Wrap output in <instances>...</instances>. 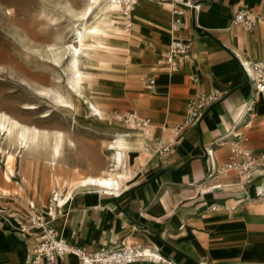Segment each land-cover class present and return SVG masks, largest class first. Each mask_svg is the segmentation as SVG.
<instances>
[{
    "label": "crops",
    "instance_id": "1",
    "mask_svg": "<svg viewBox=\"0 0 264 264\" xmlns=\"http://www.w3.org/2000/svg\"><path fill=\"white\" fill-rule=\"evenodd\" d=\"M138 2L146 25L135 27L127 46L139 82L154 80L153 91L142 88L140 103L148 121V150L140 149L142 137L133 134L130 150L137 156L133 171H125L133 176L119 195L100 193L88 199L75 192L61 209L47 202L46 211L40 212L46 183L59 187L50 169V180L44 172L28 204H36V217L75 247L150 246L164 261L156 264H264V170L250 181L235 172H216L230 158L234 134L246 136L245 146L254 153L264 150V93L250 113L243 112L253 88L240 67V61L264 58V0ZM237 11L252 14L253 29L233 24ZM186 40L191 47L180 57L178 70L170 73L166 55L173 42ZM212 91L222 94L219 101L178 136L174 126L181 123L187 104ZM249 120L251 126L244 127ZM139 126L134 132L142 130ZM22 204L0 208V264H27L36 244L39 231L28 228L31 217ZM21 226L27 231L21 232ZM52 264L78 262L66 255Z\"/></svg>",
    "mask_w": 264,
    "mask_h": 264
},
{
    "label": "rangeland",
    "instance_id": "2",
    "mask_svg": "<svg viewBox=\"0 0 264 264\" xmlns=\"http://www.w3.org/2000/svg\"><path fill=\"white\" fill-rule=\"evenodd\" d=\"M87 7L88 0H0V112L27 127L60 131L73 143L68 146L66 141L63 160L69 166L65 167L63 162L59 164L60 168L54 172L58 179L100 175L110 163L108 157L112 151L108 150V143L122 134L132 144L133 134L128 135L124 126L131 119L144 121L140 107L142 88L149 92L147 79L139 82L137 72L131 68L132 52L127 43L118 46L107 41L90 42L81 49L80 66L92 75V92L110 118L90 116L78 102H75V111H68L53 101L52 92L67 94L71 58L68 47L78 45L77 31L85 22L82 15ZM121 11L124 15L126 2L122 3ZM31 46L37 51H30ZM0 148L5 157L8 153L14 154L19 161L18 149L9 146L2 136ZM36 153V168L38 172L43 170L49 181L51 170L48 166L43 168L47 151L39 149ZM121 153L125 154L118 158L115 170L133 171L137 155L130 149ZM24 166L27 172L25 179H21L19 162L12 164L10 182L5 180L6 170L0 164V208H6V204L18 207L24 201L27 215L34 218L38 214L35 207H38L34 202L32 208L28 202L33 201L32 189L43 180L29 181L32 173L27 165ZM45 187V196L38 208L40 212L46 211V203H50L54 189L62 188L51 187L48 182Z\"/></svg>",
    "mask_w": 264,
    "mask_h": 264
},
{
    "label": "bare ground",
    "instance_id": "3",
    "mask_svg": "<svg viewBox=\"0 0 264 264\" xmlns=\"http://www.w3.org/2000/svg\"><path fill=\"white\" fill-rule=\"evenodd\" d=\"M123 2H130L133 5V7L131 5L129 8L130 15H121ZM145 15L142 5L138 0H88V7L82 15V17L85 18V22L81 24V28L77 31L76 43H78V45L68 47L71 52V58L70 63H68L70 76L67 94L62 95L54 91L52 92L53 101L59 107L68 111H75V102H78L90 116L102 119L107 117L110 118L104 111V107L101 108L98 99L92 92V75L84 72L80 66L81 49L90 42L102 44L101 41H107L118 46L125 45L130 38L136 35L135 27L137 25H143L146 22ZM29 50L32 52L37 51L32 46L29 47ZM131 68L133 70L135 67L131 66ZM129 117L133 118V115H129ZM140 121L139 119L136 121L132 119L126 121L124 128L127 130L128 135H140L142 137L139 141L140 149L148 150L149 144L147 141L150 133L147 124L144 121ZM142 122H144V124H141L142 130L134 132L137 125ZM120 127L123 126L121 125ZM1 136L9 146L18 149L19 153H17V155L20 154L18 161L14 154L8 153L5 157L0 148V164H2L6 170L4 174L6 181L11 180L10 178L13 175L11 166L14 162H19L21 166L19 170L21 179H25L27 169L24 165H27L29 171L32 173V175L28 177V180L34 181L38 172L34 159L39 149L47 151L44 169L48 166L51 170L56 171V169L60 168L59 164L64 161L63 149L67 140L65 139L64 133L60 131L47 132L41 131L35 127H27L0 112V140ZM129 142L130 141L127 140L124 135L118 134L112 142L107 144L108 150L112 151L108 157L110 163L105 170H101V174L98 176H88L71 180L68 177L58 179L57 176L54 175L55 185L62 186L61 190L54 191L53 193V195H56L55 203L57 209H61L68 203L75 192H84L88 199H94L100 193L114 196L119 195L126 187L124 184L130 179V174L128 172H117L115 170V164L118 162V158L125 154L121 152L131 149L132 144ZM67 143L68 146H73L71 141L68 140ZM64 166H69L66 161H64ZM38 173H40L38 175H40L39 181H41L44 171L42 170ZM47 213L50 214L49 209ZM38 218L42 219L41 217ZM136 248L144 259L154 261L160 259V256L154 253L150 246Z\"/></svg>",
    "mask_w": 264,
    "mask_h": 264
},
{
    "label": "built area",
    "instance_id": "4",
    "mask_svg": "<svg viewBox=\"0 0 264 264\" xmlns=\"http://www.w3.org/2000/svg\"><path fill=\"white\" fill-rule=\"evenodd\" d=\"M130 3L126 2L125 15L130 12ZM185 6L198 10V6L185 3ZM233 24L239 25L245 30H251L256 24V20L248 11H237L233 15ZM191 47V42L175 41L171 45L169 53L166 55L165 62L170 73L178 70L180 57L187 53ZM240 67L252 85L253 93L244 106V113H250L258 97L264 93V58L255 62H242ZM147 89L154 90V80H147ZM222 94L218 91H212L208 94H201L197 99L190 101L186 106V111L181 123L174 126V131L178 136L183 135L188 129L195 127L206 112L221 98ZM251 118V117H250ZM264 128V115L260 118ZM147 124L148 121H145ZM251 120L247 121L244 127H250ZM247 137L242 134H234L233 141L230 144V158L227 163L221 166L217 173L225 175L228 172H235L239 178L250 181L254 175L264 170V150L254 153L248 149L245 144ZM165 151V150H163ZM215 173V169L211 174ZM56 195H52L50 203H54ZM32 207V206H31ZM29 227L39 231L36 244L31 250V255L27 254L26 263L39 264L41 261L54 263L56 260L66 255L76 257L78 264H133L146 263L156 264L164 261L158 259L147 260L140 254L135 246H126L121 248H95L85 249L70 245L65 239L59 237L55 230L48 226L44 219L38 217L29 219ZM21 232H26L27 228L21 226Z\"/></svg>",
    "mask_w": 264,
    "mask_h": 264
},
{
    "label": "clouds",
    "instance_id": "5",
    "mask_svg": "<svg viewBox=\"0 0 264 264\" xmlns=\"http://www.w3.org/2000/svg\"><path fill=\"white\" fill-rule=\"evenodd\" d=\"M243 113L241 112L240 115H242Z\"/></svg>",
    "mask_w": 264,
    "mask_h": 264
}]
</instances>
